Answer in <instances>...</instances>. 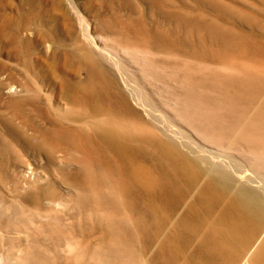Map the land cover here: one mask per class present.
<instances>
[{"label":"rangeland","instance_id":"1","mask_svg":"<svg viewBox=\"0 0 264 264\" xmlns=\"http://www.w3.org/2000/svg\"><path fill=\"white\" fill-rule=\"evenodd\" d=\"M91 61L110 79L105 78L107 92L100 100L92 96L93 83L89 86ZM192 84L211 93L200 90L202 97L246 95L250 111L262 109L264 0H0V250L7 243L10 256L5 264L13 258L18 264H208L204 241L225 215L231 194L212 205L197 204L192 231L173 227L178 219L172 204L161 192L146 193L145 186L151 176L169 177L186 191L189 186L156 140H162L165 129V137L176 143L183 134L216 154L225 145L236 147L225 146L244 162L245 171L230 169L234 187L242 174L254 185L255 170L252 178L241 153L258 141L251 145L215 128L227 121L223 110L192 104L195 98L187 92ZM186 96L194 100L188 103ZM151 105L159 110L157 117ZM206 133L216 134V140L228 135L231 144L226 139L216 143ZM109 134L118 140L129 136L131 155L144 169L134 181L125 156L107 142ZM207 159L202 169L214 174L217 159L213 154ZM122 183L138 195L137 209L109 201ZM164 216L170 221L157 238L146 234L130 244L124 226L133 225L134 217L150 226ZM249 228V245L256 246L262 234L253 224ZM162 242L171 244L173 256L160 255ZM251 246L240 261L224 264H251L246 262ZM129 248L135 257L126 253ZM223 262L216 258L210 264Z\"/></svg>","mask_w":264,"mask_h":264},{"label":"bare ground","instance_id":"2","mask_svg":"<svg viewBox=\"0 0 264 264\" xmlns=\"http://www.w3.org/2000/svg\"><path fill=\"white\" fill-rule=\"evenodd\" d=\"M98 51L99 53L101 52L100 54L102 55L104 50L102 51L99 47ZM105 53H104V56H105ZM108 55L109 54H107L106 57H109ZM89 64H90L89 66V71H90L89 72V77H90L89 86L90 88H92V83H93V86H95L96 88V90L93 89L91 93L94 99L100 100L107 92L105 78L109 82H110V79H108L106 76L104 78L103 73H101V71L98 69L96 65L93 64L92 61ZM249 85L250 84L248 83L243 84L244 87L246 86L250 88ZM198 86H195L192 84L190 85L191 87L190 90L188 91L186 90L187 92L191 91L190 92L191 96L195 98L196 100L195 101L193 98L190 99L191 97L189 95L190 98L186 96L188 98L187 101H189L188 103H191V101L194 100L192 101L193 102L192 104L198 107H201V108L202 106H199L198 104L203 103L205 107L207 108V110H209L210 112L211 110H214L213 112H216V109H218V111L223 110V112H220V113L224 114L222 116H224V118H226L227 121L224 122L225 124L224 123L222 124L214 116H212L220 123V124L218 123V125L215 128H219L221 131L225 130L226 132H228V134H231L232 139L233 138L237 139L238 137H242L248 140L249 143L252 142L251 145H253L255 141H258V144L255 147H251V150H247L246 148L244 149L246 150V152L244 151H242V153L239 152L244 156L242 157V159L244 158L243 160L245 161L249 160L248 162L250 164L248 163V165L253 169V171L250 174L251 176L255 170L256 175L254 176V178L252 176L253 179L251 181L254 185L251 186L247 184L246 182L247 176H244L243 174H242L243 176L242 175L240 176L241 179L238 178L242 182L239 181L240 183H238L239 184L238 186L236 185L237 187H234L233 183L231 182L232 178L230 175V171H231L230 169H233L236 167V169L238 168V171H239L244 166L243 165L244 162L238 159H235L232 153L231 155L227 153V151L229 152L228 149L231 148L230 146L232 145H225V146H228V149L224 146L223 150H216L219 153V154H216L215 149L207 150L205 149L206 148L205 146H203L202 144H198L197 141L193 142V141H190V139L186 140L185 137H188V136H183V134L180 136L182 139L179 137L180 144H181L180 145L179 143H176V141L173 138L165 137L166 134L164 133L165 131L164 129V131L163 130L161 131L164 137L160 141L156 140V144L167 157L171 158L170 162H173L172 159L174 160V162L176 163L178 167V169L177 168L176 169L177 171L179 170L178 174L180 173L181 178L183 180H186L185 182H187L189 189L187 191L184 190L185 188L183 189L182 187L183 183L179 185L173 179L169 177H157V176L150 175L151 178H150L149 183L145 186V192L148 194H151L154 192H161L163 195V200L167 203L172 204L170 209L177 216L178 224L174 223L173 227L178 225L180 227H184L187 231H192L194 228L193 227L194 225L191 222V218L193 217L194 214L195 215L197 214L198 210L195 208L197 204L206 205L210 203L212 205L216 201L226 198V194L230 193L231 196L229 199H227V206L224 210L225 215L221 216V218L216 221L215 226L211 229L207 240L204 241L205 243V246L203 248V252H205L204 256L206 255V259H208L207 261H210L211 263L216 258H219L220 260H222V262L223 260L227 262L230 259H235L236 261H240L241 258L239 257H242L243 256L242 253L246 250V248L248 246H251L249 245V240H248L249 235L248 234H250L251 232L249 226L250 224H253L254 226L258 228L257 231H260V234H262V236L259 242L256 244V246H253V245L251 246L249 253L246 256V262L251 263V264H264V112H261L264 105L260 106L262 107V109L260 110L258 109L259 108L258 106V108L254 107L255 109L253 108L254 110L252 109V111H250L248 105L244 104V103L249 102L247 101L249 100L248 99L249 96H247L248 98H246L245 94H244L245 97H242V96L236 97V94H235L234 95L236 97V98L234 97L235 99L230 98V96L229 98H226L225 96L222 97V94H220L221 96L213 95V96L206 97V95L209 93L206 91L207 88L206 90H204L202 89V87L201 89L200 87L198 88ZM200 90H201V93L203 94H204V91L207 92V94L205 93V95H203L205 97H202L201 96L202 94L201 95L199 94ZM198 94H199V97L201 96V101L200 99H198ZM240 100H244L243 103H240ZM234 101H238L239 104H241V106L243 104L245 105V107L241 110L235 108L238 102L235 105ZM188 103L186 104L184 102L183 106H189ZM145 107L147 108V106ZM201 108H198V109L200 110ZM149 109H151L150 113H152L153 115H155V117H157L156 114L154 113H156L157 111L159 112V110L154 108L152 105L150 106ZM152 109H154V111ZM188 111L190 112V110ZM214 114L217 115V113H214ZM222 116L220 117L222 118ZM207 117L206 118L209 119L210 116H207ZM224 118L222 119L224 120ZM160 119L161 118L159 117L157 120L161 121ZM223 120H220V121H223ZM194 121L195 120H192V122L191 121L189 122V123H192V127L194 126V123H195ZM208 122L210 123V120ZM213 123H214L212 124L213 126L216 125L215 122ZM197 127L198 126H196V128ZM221 131H220V134H221ZM177 132L179 134L180 130ZM203 133L205 132H202V134ZM199 134L200 132H198V135ZM209 134L206 133V137H208ZM174 135H175V131H174ZM209 136L216 143L219 142L218 141L219 139L221 141V139L229 138L228 135H226V138L221 137V138H218V140H216V137H217L216 134L214 136L215 139L211 135ZM200 137L202 138L201 135ZM175 139H177V136ZM202 139L203 140L205 139V135ZM106 140L123 156L132 158V160L130 161V159L128 160L125 157L121 156L122 159L127 161V165H125V168L127 170L128 178L131 179L132 181H134V179H137V176L140 173H142V171L144 172V169L142 166L138 164L136 158L131 155L129 136L125 137L123 140H118L113 134H109ZM205 140L208 142L209 139L206 138ZM230 140L231 139H228L227 142H230ZM245 142L246 141H244V143ZM216 143H214V145ZM232 143H233V140H232ZM235 143L236 142H234V146H236ZM184 147L186 149L185 151L183 150ZM233 148H236V147H232L231 149ZM225 149H227V151ZM211 154H213L215 159H217L215 165H212L213 166L212 171L214 174H206L207 172L205 173V169L204 170L202 169V165L206 166L209 163L207 157H209V155L211 156ZM105 160L110 165L115 167V165L109 161V158L107 159L105 158ZM212 161H215V160H212ZM205 166L203 167L205 168ZM240 166L241 168H239ZM250 167H249V170H250ZM103 169L104 168L102 167L101 169H99L101 173L102 171H105ZM239 173L240 172H237L236 174H239ZM215 175H217V177ZM199 182H201V184L198 190L196 189L197 192L196 193L194 192L195 195L193 196L192 202L189 203L188 206L183 211L181 210L182 212L179 214L180 206L184 202L186 203L185 200L189 196L190 192L195 190L196 186L199 185L198 184ZM131 185L134 187V184H131ZM113 186L114 185H112V187ZM118 189H119V194L114 193L115 190L112 191L113 189L110 190L112 191L113 195L110 192V196L108 195L109 201L116 204V206L118 205L123 206V207L128 206V207L137 209V207L135 206L136 204H135L134 199L138 198V195H135L133 193V190L131 189V187L129 185L122 183V185L119 184ZM129 197L133 199L132 203ZM149 208L151 210V213H153L152 204H150ZM142 216L143 214L141 212H137L138 218L142 219ZM135 218L136 217H134L135 223H133V225H130V226L123 225L125 228L124 230L126 231V238L129 240L130 244L140 241L144 237V235L146 236V234H148V236L150 235L151 236L150 238H154V239L157 238L159 234L162 232L165 224H167L170 221V218H167L166 216H164V218L162 219L156 217L154 219L153 224L148 226V225H143L142 222L135 221ZM166 236L167 234L164 236V238ZM6 244L7 243L5 242L1 244V246L3 247L2 248L3 250L2 249L0 250V264H5L4 261H6V258L10 259ZM17 250L22 252L21 248ZM113 253L117 256L119 252L117 250H114ZM126 253L128 255H131L132 257H135L134 252L130 248L126 249ZM160 253H161L160 255L163 256V258L165 257L166 259L173 256L172 254H175V252L172 249L171 244L169 246V245H165L163 242L161 243V246H160ZM13 260H16V259L13 258ZM13 260L11 262L9 261V263H6V264H18V261H13ZM35 262L36 260L33 261V263ZM165 262L167 261L165 260ZM210 262H208V264H210ZM222 264H224V262Z\"/></svg>","mask_w":264,"mask_h":264}]
</instances>
